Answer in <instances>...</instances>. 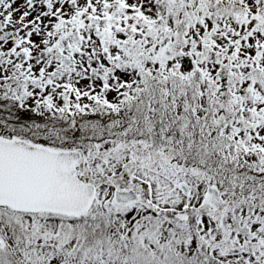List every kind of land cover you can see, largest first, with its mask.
Masks as SVG:
<instances>
[{
  "label": "snow or ice",
  "instance_id": "1",
  "mask_svg": "<svg viewBox=\"0 0 264 264\" xmlns=\"http://www.w3.org/2000/svg\"><path fill=\"white\" fill-rule=\"evenodd\" d=\"M0 264H264V0H0Z\"/></svg>",
  "mask_w": 264,
  "mask_h": 264
}]
</instances>
